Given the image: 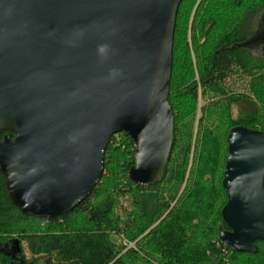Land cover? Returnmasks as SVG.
<instances>
[{
	"label": "water",
	"instance_id": "95a60500",
	"mask_svg": "<svg viewBox=\"0 0 264 264\" xmlns=\"http://www.w3.org/2000/svg\"><path fill=\"white\" fill-rule=\"evenodd\" d=\"M182 1L0 0V174L20 214L52 220L73 212L97 187L111 138L122 133L133 142L129 180L164 182ZM227 141L228 230L218 237L232 252L257 254L264 133L237 127Z\"/></svg>",
	"mask_w": 264,
	"mask_h": 264
},
{
	"label": "trees",
	"instance_id": "16d2710c",
	"mask_svg": "<svg viewBox=\"0 0 264 264\" xmlns=\"http://www.w3.org/2000/svg\"><path fill=\"white\" fill-rule=\"evenodd\" d=\"M263 22L264 0H183L164 182L144 188L129 180L133 142L123 133L111 138L92 194L62 217L20 214L0 174V264H264V242L256 243L257 254H239L218 237L228 230L222 210L230 131L264 133Z\"/></svg>",
	"mask_w": 264,
	"mask_h": 264
},
{
	"label": "rangeland",
	"instance_id": "374dc122",
	"mask_svg": "<svg viewBox=\"0 0 264 264\" xmlns=\"http://www.w3.org/2000/svg\"><path fill=\"white\" fill-rule=\"evenodd\" d=\"M259 25H260V23H259ZM257 35H258V39H259V40H260V39H261V40H264V22H263L262 26L260 27V29H259ZM25 255H26V258H27L28 260L31 258V255H30V253H29V250H28L27 246H25Z\"/></svg>",
	"mask_w": 264,
	"mask_h": 264
},
{
	"label": "flooded vegetation",
	"instance_id": "af4514ba",
	"mask_svg": "<svg viewBox=\"0 0 264 264\" xmlns=\"http://www.w3.org/2000/svg\"><path fill=\"white\" fill-rule=\"evenodd\" d=\"M263 45H264V41H263ZM7 252V251H6ZM17 255V254H16Z\"/></svg>",
	"mask_w": 264,
	"mask_h": 264
}]
</instances>
